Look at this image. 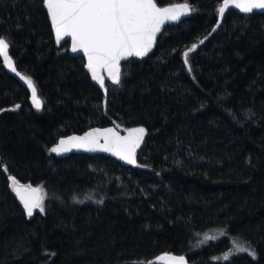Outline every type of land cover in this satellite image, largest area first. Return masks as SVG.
<instances>
[{
    "label": "trees",
    "instance_id": "trees-1",
    "mask_svg": "<svg viewBox=\"0 0 264 264\" xmlns=\"http://www.w3.org/2000/svg\"><path fill=\"white\" fill-rule=\"evenodd\" d=\"M221 2L156 0L188 3L192 15L167 27L148 57L122 64L123 87L106 80L105 95L69 43L56 45L39 0H0V37L43 103L37 111L0 59V264H157L162 254L264 264V14L233 8L221 20ZM205 35L189 73L183 53ZM108 126L147 130L141 167L49 152L62 137ZM9 176L45 190L44 213L25 215ZM88 192L104 202H72ZM237 242L256 258L231 260Z\"/></svg>",
    "mask_w": 264,
    "mask_h": 264
},
{
    "label": "snow or ice",
    "instance_id": "snow-or-ice-1",
    "mask_svg": "<svg viewBox=\"0 0 264 264\" xmlns=\"http://www.w3.org/2000/svg\"><path fill=\"white\" fill-rule=\"evenodd\" d=\"M39 7L45 11L46 17L50 20L55 43L61 45L63 41L67 44L66 38H70L71 53L83 54V58H86L84 64L86 72L90 73L91 79L104 90L105 95L108 93L106 79L117 88L123 87L122 76L126 74L121 72L122 61L131 57L148 56L166 22H180L181 17L190 15L193 11L192 6L187 3L159 7L156 0H39ZM233 8L238 9L245 16L255 12L264 14V0H222L216 12L222 20L226 12ZM220 26V22L217 21L211 32H216ZM208 35L200 39L199 44L193 43L183 53V63L189 73L193 71L189 62V53L195 52L199 45H203ZM10 47L9 41L0 37L2 65L27 85L31 90L32 105L40 111L43 103L37 98V87L31 77L18 71L10 56ZM104 72L107 76L102 74ZM20 107V104H16L13 110ZM252 116L254 113L250 110L245 114L246 119H251ZM125 131L127 135L122 136L116 128H94L85 132L83 136L60 138L49 152L60 155L70 152L73 148L83 149L86 152H108L127 164L141 167L137 165L136 155L137 149L144 141L146 129L137 127ZM4 171H7V168ZM8 180L12 192L19 199L23 212L28 218H32L37 210L39 213L45 212L47 195L42 187H34L30 183L22 184L14 176H9ZM71 198L74 204L93 200L97 204L104 202L103 199H94L91 192L83 195L74 193ZM205 239L211 240L212 237L207 236ZM244 252L253 259L256 258L255 249L250 242L237 245V254ZM224 259L227 260L228 256ZM156 261L157 264H187L184 256L170 254H162L156 258Z\"/></svg>",
    "mask_w": 264,
    "mask_h": 264
},
{
    "label": "water",
    "instance_id": "water-1",
    "mask_svg": "<svg viewBox=\"0 0 264 264\" xmlns=\"http://www.w3.org/2000/svg\"><path fill=\"white\" fill-rule=\"evenodd\" d=\"M180 4H184V3H180ZM188 4V3H187ZM175 5H178V4H175ZM238 10V9H237ZM239 11V10H238ZM191 15H192V12H191V14L190 15H187V16H184V17H181V21L180 22H171V21H169V22H166V24L162 27V29H161V32L160 33H158V35H157V40H156V44H157V41H158V39H159V37H160V35L162 34V32L168 27V26H176V25H178V24H180L181 22H183L184 20H186V19H188V18H190L191 17ZM53 36H54V33H53ZM67 40H68V43H69V48L71 47V44H70V38H66ZM54 40H55V37H54ZM65 43L62 41L61 42V45H57L58 47H60V46H62V45H64ZM156 44L154 45V47H153V49H152V51L148 54V56L150 55V54H152L153 53V51H154V49H155V47H156ZM70 53H71V51H70ZM71 55L73 56V57H79V58H82L84 61H85V63H86V58H83V54L82 53H71ZM148 56H146V57H148ZM146 57H144V58H146ZM132 58H136V59H144V58H137V57H131V58H129L128 60H126V61H122L121 62V71H122V64H124V63H126L127 61H129L130 59H132ZM0 59H1V61H2V57H0ZM7 69V68H6ZM10 73H12L9 69H7ZM12 74H14V73H12ZM103 75H105V76H107V73L106 72H104V73H102ZM15 75V74H14ZM89 75H90V73H89ZM90 77H91V75H90ZM18 79H19V77H18ZM20 80V79H19ZM106 80H108V79H106ZM21 81V80H20ZM93 81V80H92ZM109 82H111L110 80H108ZM22 82V84L24 85V87H26V89H28L27 88V85L26 84H24V82L23 81H21ZM96 85H98L95 81H93ZM99 86V85H98ZM29 91H30V93H31V90L30 89H28ZM30 104L32 105V102H31V99H30ZM109 127H111V128H115L114 126H108V127H93V128H91V129H89L88 131H90V130H92V129H94V128H101V129H103V128H109ZM135 128H137V127H135ZM117 130V129H116ZM118 131V130H117ZM84 134H82V135H78V134H74V135H70V136H83ZM120 135H127V132H125V133H121L120 132ZM147 135H148V132H147V130H146V135H145V137H144V141H143V143L141 144V146H140V148H138L137 149V155H136V159H137V165H138V161H139V159H138V154H139V152H140V150L142 149V147L144 146V144L146 143V139H147ZM67 137H69V136H65V137H62V138H67ZM74 154H86V155H89V156H106V157H110V158H112V159H114V160H116L117 162H119L123 167H126V168H135V167H137L136 165H130V164H127L125 161H123V160H120L118 157H116V156H113L111 153H108V152H86V151H84L83 149H76V148H73L70 152H66V153H62V154H60V155H57L60 159H65V158H68L69 156H71V155H74ZM18 201H19V199L18 198H16ZM20 203V202H19ZM21 205V204H20ZM21 207L23 208V206L21 205ZM37 214V212H35L34 213V215H33V217L35 216ZM26 215V214H25ZM27 216V215H26ZM32 217V218H33ZM170 255H172V254H170ZM187 264H188V262H187Z\"/></svg>",
    "mask_w": 264,
    "mask_h": 264
},
{
    "label": "rangeland",
    "instance_id": "rangeland-1",
    "mask_svg": "<svg viewBox=\"0 0 264 264\" xmlns=\"http://www.w3.org/2000/svg\"><path fill=\"white\" fill-rule=\"evenodd\" d=\"M38 211V210H37ZM237 245H243L241 242H237L236 244H235V247H234V251L230 254V256L229 257H231L230 259L232 260L233 259V257H235V256H240V255H243V256H250L247 252H244V253H239V254H237ZM250 257H252V256H250ZM253 258V257H252ZM230 259H227L226 261H228V260H230Z\"/></svg>",
    "mask_w": 264,
    "mask_h": 264
},
{
    "label": "bare ground",
    "instance_id": "bare-ground-1",
    "mask_svg": "<svg viewBox=\"0 0 264 264\" xmlns=\"http://www.w3.org/2000/svg\"><path fill=\"white\" fill-rule=\"evenodd\" d=\"M160 7V6H159ZM169 27V26H168ZM163 33V32H162ZM136 168V167H135ZM14 195H15V193H14Z\"/></svg>",
    "mask_w": 264,
    "mask_h": 264
}]
</instances>
